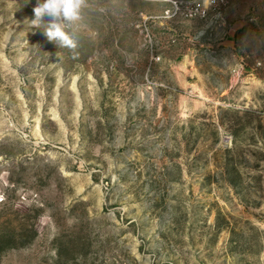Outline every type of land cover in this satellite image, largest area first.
Masks as SVG:
<instances>
[{"label":"rangeland","instance_id":"obj_1","mask_svg":"<svg viewBox=\"0 0 264 264\" xmlns=\"http://www.w3.org/2000/svg\"><path fill=\"white\" fill-rule=\"evenodd\" d=\"M36 5L0 0V264H264V0H91L75 53Z\"/></svg>","mask_w":264,"mask_h":264},{"label":"clouds","instance_id":"obj_2","mask_svg":"<svg viewBox=\"0 0 264 264\" xmlns=\"http://www.w3.org/2000/svg\"><path fill=\"white\" fill-rule=\"evenodd\" d=\"M91 0H37L30 27L42 29L49 42L75 53L85 28V12ZM47 18V20H46Z\"/></svg>","mask_w":264,"mask_h":264}]
</instances>
